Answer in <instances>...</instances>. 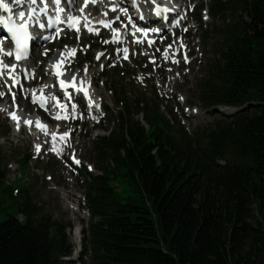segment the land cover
Masks as SVG:
<instances>
[{
    "label": "trees",
    "instance_id": "obj_1",
    "mask_svg": "<svg viewBox=\"0 0 264 264\" xmlns=\"http://www.w3.org/2000/svg\"><path fill=\"white\" fill-rule=\"evenodd\" d=\"M206 11L224 20L223 43L200 99L236 113L191 137L157 100H117L118 129L96 142L101 174L86 181L77 263L71 225L28 190L18 201L0 162V264H264V0H212L198 17Z\"/></svg>",
    "mask_w": 264,
    "mask_h": 264
},
{
    "label": "rangeland",
    "instance_id": "obj_2",
    "mask_svg": "<svg viewBox=\"0 0 264 264\" xmlns=\"http://www.w3.org/2000/svg\"><path fill=\"white\" fill-rule=\"evenodd\" d=\"M187 1L189 0H183V2ZM80 2L81 0H76V4ZM194 2L195 5H209L212 0H194ZM188 11L196 13L198 22L190 21L189 27L192 30L188 35L184 36L183 29L181 36L175 38L168 36L167 45L160 44L164 39L162 37L153 49L137 47L129 50L126 46L129 51L121 54L122 46H119L121 48L109 46L111 41H115V38H112L115 31L114 34L106 33L101 38L80 34L67 36L66 40L61 37L54 44L36 47L34 55L37 58L30 63L35 65L33 70L38 72L39 76L28 91L23 89L15 91L10 88L11 80L6 77L0 79V91L5 93L0 97V162L7 172L6 181L9 185L13 184L14 195L18 196L16 198L18 201L22 200L19 191L28 190L34 197V203L44 215L50 216L59 223L71 225L68 233L75 248L71 260L76 263L79 259L76 248L80 239L75 237L74 229L80 227L82 237V230L86 228L91 217L84 208L85 196L88 192L86 181L89 173L101 174L96 142L111 137L118 129V112L121 108H118L117 100H126L130 106L143 95L157 100L161 104V113L167 116L172 124L181 123L191 137L196 134L203 137L216 118H221L222 115L230 116L237 110L222 107L217 108L218 111L207 109L200 99L199 89L206 81L208 70L215 61V53L223 43V36L218 28H221L224 20H212L207 13L199 18L198 11L194 10V4L188 5ZM233 19L235 17L231 16L230 20ZM124 23L126 24V21ZM170 34L172 35L173 32ZM176 43L183 45L181 52L173 50L174 55L171 60L165 59L166 50L169 51ZM68 47H76V54L71 62L78 61V65L66 69L65 74L62 75L66 78L82 76L94 86L91 98L98 99L102 104L103 111L96 123L101 117L105 116V119L94 130H91L93 123L91 126H86L74 122H56L48 114L40 112L34 100L39 91L42 93L58 91L57 78L50 75L49 71L56 56ZM189 52L197 56L192 59L187 56ZM128 53L130 54L125 59L124 56ZM100 57L103 59L99 60ZM195 59L197 60L194 62ZM55 62L58 63L57 60ZM120 86L125 89L123 97L118 94ZM29 92L32 93L30 98H28ZM87 105L88 102L84 99L80 105L81 109L85 110ZM10 106L22 107V110L25 109V115L34 111L32 115L36 114L43 118L51 126H56L58 123L61 125L59 133L67 134L68 138L64 143L55 145L57 154L50 151L52 149L50 139H47V134L44 135V132L34 135L29 128H25L16 137L9 117L14 109L8 111L13 108ZM139 120L143 121V117L140 116ZM36 141L43 143L44 148L47 149L43 154L45 159L38 161L32 159V148L37 144ZM71 154L80 158L81 167L73 166L69 160ZM108 164L112 169L115 167L112 160H108ZM114 186L119 191L124 187ZM75 206L80 207L79 212L75 211L77 208ZM82 215L85 216V220H82ZM19 218L24 221L22 215ZM5 219V215L0 216V221Z\"/></svg>",
    "mask_w": 264,
    "mask_h": 264
},
{
    "label": "bare ground",
    "instance_id": "obj_3",
    "mask_svg": "<svg viewBox=\"0 0 264 264\" xmlns=\"http://www.w3.org/2000/svg\"><path fill=\"white\" fill-rule=\"evenodd\" d=\"M162 0H160L161 2ZM182 5L185 7L189 2L193 1V0H189L187 2H183V0H180ZM147 6L146 5H142L141 6V10L144 11L145 8ZM151 7V11L148 13V19H152L153 21H156L157 19L155 18V15H154V5H150ZM165 7L162 6L161 7V10L164 9ZM167 15H170L169 13ZM194 14H192L193 16ZM168 19V18H167ZM159 24V28L156 30V33L159 35V37H162V36H166L170 33V31L168 29L165 28V25L164 23L160 22V20L158 22H156ZM114 37H116V39L119 38L118 34H115ZM120 38H123V37H120ZM44 46V44H43ZM110 48L114 47L113 44L110 43ZM183 47H181L179 44H174V47L166 50V53L167 56L165 57V59L167 60H171V57H173V53L172 51L175 50L176 52H181ZM178 53V54H179ZM76 54V47H68L66 48L65 50L62 51V53H60L58 56H56L55 60H54V63H52V69L51 71H49V74L50 75H53L54 73V70H53V67L54 66H59V72L61 74H65L66 72V69H70V68H74V66H77L78 65V61L77 62H71V59L73 58V56ZM176 54V55H178ZM160 56V55H159ZM103 57H100L99 60H102ZM58 61V63H56L55 61ZM62 61H64V63H62ZM73 78V77H71ZM51 87H48V89H50ZM31 92L28 93V98L31 97ZM39 95H43L42 91H39L36 96H39ZM36 100V98L34 99ZM10 107H13V108H10L8 111H11L12 109H14L13 112H15L19 117H20V120L19 122L17 121H14L11 119V115H9L10 119H11V124H12V127H14L15 129V135L16 137L18 136V134L24 130L25 128H29V131L34 134V135H39L40 133L44 132V135L47 134V139H50V144H51V150L52 152H55L56 153V148H55V145L58 143V142H62L64 143L68 136L67 134H64V133H59V130L61 129V125L58 123L56 126H51L48 122H45L44 119L40 118L39 116H37L36 114L35 115H32V113L34 112H31L30 114L28 113L27 115L24 114V110H22V107H15V106H10ZM1 109V108H0ZM4 109V108H3ZM27 110V109H26ZM69 110H72V108L68 109V108H62L61 110H58V109H54L53 110V113L54 115H58V116H65V115H71V112ZM92 109L90 108V111ZM13 112H10V113H13ZM81 112H83V110L81 109ZM31 115V116H30ZM89 115V114H88ZM90 119L92 118V115H89ZM25 119H30L32 121L31 124H25L24 123V120ZM18 123H19V127H18ZM53 134H55V140H53ZM48 144V143H47ZM36 145H40L41 146V151L44 150V146L41 144V143H37ZM35 151H36V148H35ZM40 151V152H41ZM57 154V153H56Z\"/></svg>",
    "mask_w": 264,
    "mask_h": 264
},
{
    "label": "snow or ice",
    "instance_id": "obj_4",
    "mask_svg": "<svg viewBox=\"0 0 264 264\" xmlns=\"http://www.w3.org/2000/svg\"><path fill=\"white\" fill-rule=\"evenodd\" d=\"M14 2L16 4H21L23 2V0H14ZM28 2L30 3V5H36L38 0H28ZM52 2L55 5V12H56L55 19H53L52 16L49 14L51 10L48 7L47 0H45L44 7H42L41 9L37 10V8H35V7L31 8V11L29 12V19H31L32 17H34L38 14H42L43 16H47L46 23H47L48 28H52L54 24L59 23V21H60L59 13H63L64 9L62 7H60L61 0H52ZM67 2L69 4L68 10L70 13H72V15H69L68 19L73 20V19H75V16H74L75 0H67ZM93 2H95V0H93ZM133 5H134V7L137 6V5H135V0H133ZM112 10L115 11L116 9L113 8ZM0 11L9 12V13L11 12V7L7 3V0H0ZM121 11H123V9ZM162 11L168 12V9L164 8V9H162ZM160 15H161V9L159 7H157L156 11H155V16L160 17ZM18 18H19V20L24 21L25 20V12H23V11L19 12ZM205 18H207V17H205ZM141 19H143V17H141ZM165 19H167V17H165ZM36 23L38 24V27L41 29H44L46 26L45 22H42V21H36ZM101 23H104V22L101 21ZM0 24H3L7 27L8 32L11 34V38L16 43V47H17L16 59L17 60L21 59L22 58L20 55L21 49L24 47L25 42L28 39V25H27V23L17 24L15 22V20L13 19V17L11 15H9L7 19L0 16ZM69 27H71V25H69ZM145 35H147V33H145ZM44 39L50 40V39H52V37L45 36ZM181 47H183V45H181ZM122 51L127 53L126 49H124ZM5 54L8 55L9 57H11V55H12L11 52H6ZM124 58L127 59V55H125ZM5 70L9 71V73H10L9 78H12L11 73L15 71V65L8 66L7 64L3 63V61H0V78L3 77ZM73 79H75V77H73ZM63 85H64V82L61 81V86H63ZM4 95H5V93L0 91V97H3ZM91 107H92V101L89 100L88 108L90 109ZM11 119L19 122L20 117L15 112H13L11 115ZM24 123L25 124H31L32 121L30 119H25ZM18 127H19V123H18ZM53 140H55V134H53ZM40 151H41V146L36 145V152L39 153ZM72 158L74 160V163H76L77 165L80 163V161L75 159L74 156Z\"/></svg>",
    "mask_w": 264,
    "mask_h": 264
}]
</instances>
